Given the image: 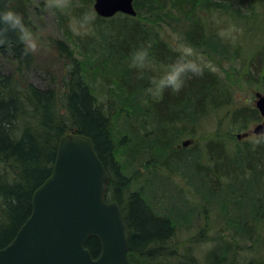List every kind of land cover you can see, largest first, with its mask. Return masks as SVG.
<instances>
[{
    "label": "trees",
    "instance_id": "trees-1",
    "mask_svg": "<svg viewBox=\"0 0 264 264\" xmlns=\"http://www.w3.org/2000/svg\"><path fill=\"white\" fill-rule=\"evenodd\" d=\"M77 1L80 4L91 2ZM135 1L133 6L136 10ZM182 4L183 8L179 11L187 21L182 22L185 28L182 31L183 41L202 54L210 51L217 54L219 49L222 54L226 50L223 37L214 33L211 18L207 19L209 14L217 13L247 22L253 18L254 10L264 9V0H221L219 4L212 3V7L209 2L203 1L202 6L209 13L203 17L201 9L196 10L200 8L195 5L196 0ZM139 15L136 10L135 17L121 14L110 19L96 17L99 27L116 18L131 22L130 25L124 24L120 31L128 49L115 58L109 56L113 59L109 63L118 68V60L122 69L137 68L132 63L134 52L130 51L142 46L143 42V47L149 49V58L164 72L166 65L175 61L181 51L175 50L161 36L146 31L138 20ZM56 46L66 66L59 84L48 88L35 86L23 79L20 69L30 55L22 46H8L0 50L8 61L16 60L19 65L14 74L0 71V249L12 241L29 217L32 193L50 175L59 139L68 133H77L91 139L95 153L109 175L105 199L117 203L129 231L130 264H174V260L178 259L177 250L172 249L170 242L175 235V222L170 214L163 215L154 210L140 190L131 189L132 182L141 174L137 170L127 176L124 168L130 162H136L139 155L152 151L159 158L163 157L154 167L168 169L167 159L178 158L185 151V147L173 148L176 138L184 135V129L192 127L198 119L201 121L209 114L227 109L225 116L229 122L225 124L228 127L225 135L209 138L196 150L200 159L198 167L201 168L198 169L201 176L196 191L202 198H209L205 195L215 197L216 189L225 188V197L231 200L229 205L238 214V239L231 235L222 245L224 251H219V255L206 252L204 262L241 264L240 252L256 254L264 243V135L241 141L233 135L236 131L248 129L251 123L261 121L258 111L240 103L236 94L238 84L244 82L255 85L264 94V51L255 50L254 57L245 58L246 55L239 52L241 46L235 45V50L229 51L232 57L231 77L227 79L212 71L196 56L202 67L199 74L188 73L179 90L166 87L160 92L153 91L155 97L146 96L143 104L138 103L141 98L138 93L142 92L145 96L147 85L144 81L126 77V73L118 74L110 80V84L119 89L121 97L126 98L124 102H129L120 104L122 109L113 111L111 103L106 105L100 101L84 81L81 72L84 61L76 59L63 42L57 41ZM256 56L259 58L256 59ZM142 73L144 75L143 70ZM122 113L125 115L122 116ZM116 115L123 120L127 131L125 135L129 136L128 144L118 150H115L112 137ZM148 124L152 128L146 137L139 130ZM197 125L200 126V123ZM124 140L125 137H122L121 141ZM151 164L152 161H147V165L142 166ZM229 242L233 244V251ZM247 242L251 245L244 246ZM238 244L242 245L237 247ZM217 247L219 249L220 246ZM86 248L93 258L99 256L100 243L97 239L89 238ZM237 249L242 251L238 253ZM186 255L185 261L179 259L176 264H196V258ZM246 259L243 258L244 264H264V259L258 256H253L252 261L246 262Z\"/></svg>",
    "mask_w": 264,
    "mask_h": 264
},
{
    "label": "rangeland",
    "instance_id": "rangeland-1",
    "mask_svg": "<svg viewBox=\"0 0 264 264\" xmlns=\"http://www.w3.org/2000/svg\"><path fill=\"white\" fill-rule=\"evenodd\" d=\"M192 1L136 0V10L140 14L138 20L146 31L150 30L149 32L161 36L175 50L181 51L182 47L186 45L182 37V31L185 29L182 27V22L186 23L187 21L180 13L179 8H183L182 3H192ZM203 1L209 2L211 7L212 3H221V0H196L195 5L200 7L196 10L201 9L203 17L209 14L205 10L206 8L202 6ZM25 3L27 6L26 18L36 41L35 49L29 48L25 42L22 45L23 49L30 55L29 60H25L27 63L20 69V73L27 83L41 88L59 84L62 75H64V66H66L63 55L56 46V42L61 41L76 59L84 61L81 64L84 81L87 82L100 101L106 105L111 103L113 111L122 109L123 106L120 104L129 102H124L126 98L121 97L119 89L110 84V80L118 74L126 73V77L141 78V81L147 85L146 92H144L145 96L142 95V92H137L139 98L141 97L138 101L139 104H143L146 96L155 97L156 93L149 91L153 87L152 78L161 74L163 70L156 66L151 58L148 57L147 66L141 68L144 75L139 67L130 66L132 68L122 69L118 60H116L118 68L109 63V61H113V59H109V56L115 58L119 53H124L128 49L125 41L122 40L120 31L124 24L130 25L131 22L116 18L114 21L104 24L103 27H99L92 8V0L89 4H80L77 0H25ZM209 18H211L214 33L223 37L222 42L226 50L222 54H220V49L217 54L211 51L202 54L200 50H194V53L202 59L207 67L222 75L223 78L231 77L230 63L232 57L229 56V51L235 50V45L241 46L239 52L246 55L245 58L254 57L256 55L254 54L255 50L264 51V9L254 10L253 18L248 19L247 22L219 16L217 13L209 14L207 19ZM177 24L181 27H178ZM140 47H143V42ZM140 47H134L133 50L135 51ZM226 52L228 54L224 55ZM255 58L257 59L259 56ZM18 66L16 60L10 59L8 61L7 56L0 53L1 72L14 74ZM237 88L236 97L239 102L254 107L255 93H262V91L247 82L239 83ZM110 94L113 95L110 96ZM226 111L227 109H221L216 113L209 114L201 121L198 119L192 127L187 126L188 128L184 129V135L176 138L173 148H181L182 142L186 140L190 143L184 148L185 151L179 157L177 156L178 158L167 159L168 169H162L159 166L154 167L163 157L159 158L152 151L144 153L142 156L139 155L136 162H130L127 168H124L127 176L132 172H137V170L141 174L136 181L132 182L131 189L140 190L153 205L154 210L163 215L170 214L175 222V235L170 242L172 249L177 250L175 253L178 259L174 260V264L178 263L179 259L185 261L186 254H191L196 258V264H208L204 262L206 252L211 251L219 255V251H224L222 245L230 239L231 235L234 234V237L238 239L236 234L239 229L238 214L229 205L231 200L225 197V188L219 191L216 189L217 196L215 197L206 194L205 196L209 198H202L201 194L196 191V186L199 185L198 178L201 176L198 171L201 169L198 167L200 159L197 158L196 150L209 138L225 135L224 133L227 132L225 130H228L225 125L228 121V119L226 121ZM124 115L125 113H122V116ZM118 116L114 117L112 132L115 150H118L119 147L124 148L129 140V136L125 135L127 131L126 127H123V120ZM146 119L148 121V118ZM197 123H200V126ZM255 124L251 123L249 128L244 131H236L233 136L237 139V135L250 132ZM148 125H145L143 130H139L146 137L149 136L147 132L152 128ZM185 132L189 134H185ZM122 137H125L124 141H121ZM251 137L253 135L249 134L237 140L241 141ZM121 161L123 163V160ZM147 161H152L153 164L143 167L142 165H147ZM146 179H148L147 183L145 182ZM231 222L232 226L229 227ZM229 244L230 249H232L233 244L230 242ZM218 245L220 246L219 249ZM241 245L238 244L237 247ZM245 245L251 244L247 242ZM263 246L264 243L260 246L261 249L256 251V254L251 251H247L245 254L240 252L241 249H237L238 253L240 252L238 257L240 261L242 260L241 264H244L243 258H247L246 262L250 259L252 261L253 256L264 259Z\"/></svg>",
    "mask_w": 264,
    "mask_h": 264
},
{
    "label": "water",
    "instance_id": "water-1",
    "mask_svg": "<svg viewBox=\"0 0 264 264\" xmlns=\"http://www.w3.org/2000/svg\"><path fill=\"white\" fill-rule=\"evenodd\" d=\"M134 0H93L100 18L117 13L135 16ZM3 0H0V7ZM26 28L25 0H16ZM19 28L0 23V49L23 44ZM254 107L261 121L249 134L264 135V95L256 92ZM188 140L182 146H188ZM109 175L95 153L91 139L68 133L56 146L48 178L31 196V213L12 241L0 249V264H130L127 258L129 232L116 202H107ZM89 238L100 243L93 258L86 248Z\"/></svg>",
    "mask_w": 264,
    "mask_h": 264
},
{
    "label": "clouds",
    "instance_id": "clouds-1",
    "mask_svg": "<svg viewBox=\"0 0 264 264\" xmlns=\"http://www.w3.org/2000/svg\"><path fill=\"white\" fill-rule=\"evenodd\" d=\"M0 23L7 27L19 28L22 42H25L31 49L36 48L35 38L32 32L26 28L23 14L16 7V0H3V6L0 7ZM148 57V47H140L134 51L132 63L139 68H145L149 62ZM201 71L202 67L198 63V57H196L194 50L190 45H185L176 60L166 65L164 72L158 76H153V87L149 91L160 92L166 87L179 90L188 73L199 74Z\"/></svg>",
    "mask_w": 264,
    "mask_h": 264
}]
</instances>
